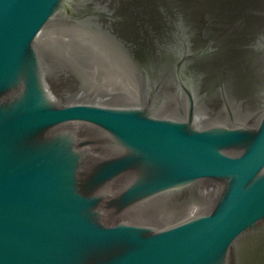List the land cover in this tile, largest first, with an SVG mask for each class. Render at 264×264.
Here are the masks:
<instances>
[{
  "label": "water",
  "instance_id": "95a60500",
  "mask_svg": "<svg viewBox=\"0 0 264 264\" xmlns=\"http://www.w3.org/2000/svg\"><path fill=\"white\" fill-rule=\"evenodd\" d=\"M0 264H264V0H0Z\"/></svg>",
  "mask_w": 264,
  "mask_h": 264
}]
</instances>
